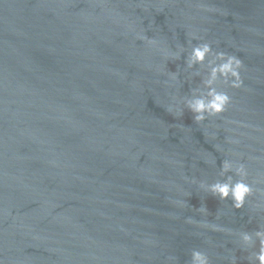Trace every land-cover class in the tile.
<instances>
[{
	"label": "water",
	"instance_id": "95a60500",
	"mask_svg": "<svg viewBox=\"0 0 264 264\" xmlns=\"http://www.w3.org/2000/svg\"><path fill=\"white\" fill-rule=\"evenodd\" d=\"M203 42L241 58L244 83L219 82L230 105L196 122ZM225 159L256 189L243 208L201 187ZM258 205L264 0H0L2 264H253L239 233L264 226Z\"/></svg>",
	"mask_w": 264,
	"mask_h": 264
},
{
	"label": "clouds",
	"instance_id": "9594fccd",
	"mask_svg": "<svg viewBox=\"0 0 264 264\" xmlns=\"http://www.w3.org/2000/svg\"><path fill=\"white\" fill-rule=\"evenodd\" d=\"M194 39H198L195 33L191 34ZM147 39L150 44H157L155 39L142 37ZM191 42V41H190ZM166 51V54L178 58L183 52ZM211 57V59H209ZM206 62V63H205ZM187 67L193 68L199 64L208 69L207 76L203 79V85L206 91L194 89L190 98H185L187 108L194 114L193 118L196 122H202L208 116H216L224 113L232 101V97L227 91L217 87L219 82L229 85L232 88H240L243 86V78L241 69L244 64L237 55L229 54L225 51H214L211 43L203 42L192 47L187 57ZM172 79L177 78V74L173 72ZM171 111V108L169 109ZM238 143V141H232ZM235 172V177L229 174ZM220 175L226 176V179L217 180L208 184L201 182V187L205 188L212 195L220 200L231 199L232 206L236 209L243 208L248 198L254 195L256 189L252 183L248 182V170L244 163H234L232 160L225 159L221 167ZM264 206V205H258ZM200 211H207V208L201 206ZM240 241L245 249L254 248L259 243L258 251H252L248 257L250 262H258L264 264V226L253 231H242L239 233ZM170 259H174L170 257ZM2 264V261H0ZM190 264H211V260L206 252L199 249H193L191 252ZM233 264H237L235 258Z\"/></svg>",
	"mask_w": 264,
	"mask_h": 264
}]
</instances>
